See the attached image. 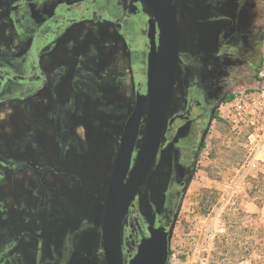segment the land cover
<instances>
[{
	"label": "rangeland",
	"instance_id": "374dc122",
	"mask_svg": "<svg viewBox=\"0 0 264 264\" xmlns=\"http://www.w3.org/2000/svg\"><path fill=\"white\" fill-rule=\"evenodd\" d=\"M12 1L0 0V35L5 34L1 27L7 26L5 19L8 20L4 8ZM173 1L181 57L164 147L125 221L123 244L130 237L134 215L154 223L155 216L163 217L168 208L169 215L163 218L172 230L168 264H252L251 260L262 264L264 207L257 205L253 180L260 182L264 176V20L262 26L260 17L253 13L252 45L260 49L258 55L250 54L249 60L241 62L227 58L222 61L217 55L220 51L214 21L218 2ZM129 4L132 14L139 17L141 41L135 49L139 57L134 67H125L121 75L110 72L108 85H101L100 95L89 92L77 100L69 99L66 95L71 92V84L63 83L59 92L64 89L65 97L59 94L53 99L45 93L25 104L14 102L0 110V133L8 139L23 131L25 123L44 127L55 122V140L60 142H55V167L58 174L66 175L55 174V233L59 231V245L64 247L66 238L72 237L65 264H107L102 223L119 137L135 108L136 92L147 93L148 16L140 0H130ZM61 31L59 39L63 44L56 59L61 64L60 75L69 83L74 75L71 66L88 49L87 36L91 34L84 24L67 25ZM96 38L98 42L99 35ZM259 59L263 67L257 74L255 65ZM108 60L110 56L106 55L100 63L106 66ZM47 62L45 71L51 76L55 68L47 66ZM230 96L234 100L225 102ZM200 103L206 113L198 108ZM189 113H193V120L168 137V126L178 115ZM15 139L20 144V137ZM68 149L73 157L66 155ZM5 172L0 202L7 204L10 199V203H16L9 198L10 190L24 176L14 179V174ZM71 176H77V180ZM10 177L14 180L10 181ZM28 179L33 189V178ZM57 220L61 226H56ZM8 225L9 221L0 217V236H10ZM3 240L0 237V244ZM55 256V264L64 263V253L57 250Z\"/></svg>",
	"mask_w": 264,
	"mask_h": 264
},
{
	"label": "flooded vegetation",
	"instance_id": "af4514ba",
	"mask_svg": "<svg viewBox=\"0 0 264 264\" xmlns=\"http://www.w3.org/2000/svg\"><path fill=\"white\" fill-rule=\"evenodd\" d=\"M216 1L218 3L215 6L214 21L217 23L216 39L218 50L221 52H217L219 59L224 61L227 58L230 62L231 60L241 62L244 59L249 60L250 54L258 55L260 49L252 45V30L255 26L252 23V16L253 13L259 16L260 24L263 26L264 0ZM129 2L130 0H114V2L110 0H14L8 3L4 8L8 14V20L5 19L7 26L1 27L5 34L0 35V110L14 102L25 104L42 97L45 93L50 94V98L53 99L59 94L65 97L67 92L64 89L59 92V89L61 90L59 85L63 83L71 84V92L66 95L69 99L77 100L80 95L82 97L89 92L100 95L101 85H108L110 72L121 75L125 67L130 68L132 65L134 67L137 63L136 58L139 57V52L135 49L139 47L141 41L137 30L140 23L138 15L132 14L134 10ZM2 7L0 3V14L3 13ZM142 11H144L143 7ZM151 17L148 16L146 21L148 29L145 33L148 45L147 77L150 53L148 30ZM71 24H84L91 35L87 36L90 43L88 49L80 56L77 64L71 66L74 69V75H72V81L68 83L65 82V77L60 75L62 68L56 55L63 44V41L59 39L61 30ZM92 34L95 36L91 37ZM97 35H99L98 42ZM65 39L66 37L62 40ZM105 54L110 56L106 66L100 63ZM54 57L55 63H52ZM180 57L181 52L179 60ZM47 58H53L49 60L50 64ZM46 62L47 66L55 68L51 76L45 71ZM101 69L103 71H100ZM138 93L147 94L137 91L136 99ZM198 108L206 113L202 103ZM193 117V113L178 115L168 126V137L172 138L175 130L188 121H192ZM22 128L24 130L15 134L14 139H8L0 133V170H3L0 171V187L7 178L5 171L14 174V179H17L18 175L24 176L20 179V184L17 185L15 182L16 188L11 187L10 190L9 198L15 199L16 203H10L8 201L10 199H7V204L0 202V217L9 221L8 228L11 233L7 237L0 236L4 239L0 244V264H55L57 250L58 253L65 254L63 261L65 264L71 253L72 237L68 236L63 242L65 247L63 244L59 245L61 236L59 231L55 233V181L46 180L48 176L55 178V174H58L55 167V142L59 141L55 140V122L44 127L38 123L31 125L25 123ZM142 131L143 135L141 133L138 145L140 140L142 144L144 141V127ZM121 136L118 144H120ZM18 137H20V144H16L15 138ZM163 141L146 181L160 158L164 147ZM141 146L135 149L132 167ZM59 153L58 151V155ZM66 155L74 156L70 149L67 150ZM58 175L66 176L63 173ZM28 177L33 178V189L29 187ZM71 177L77 180V176ZM14 179L10 177V181ZM35 180L39 183H35ZM138 195L132 202L127 217L134 210ZM168 215L167 208V213L163 217L155 216L154 223L146 222L138 215H134L130 237L125 245L122 239L125 264H129L137 254L141 240L150 235V225L156 228L165 227L170 231V227L163 219ZM14 217H18L19 220ZM56 226H61L59 220L56 221Z\"/></svg>",
	"mask_w": 264,
	"mask_h": 264
},
{
	"label": "water",
	"instance_id": "95a60500",
	"mask_svg": "<svg viewBox=\"0 0 264 264\" xmlns=\"http://www.w3.org/2000/svg\"><path fill=\"white\" fill-rule=\"evenodd\" d=\"M145 1L153 13L148 30L147 94H137L136 105L125 124L110 177L102 223L107 264H125L122 252L124 222L159 153L179 69L180 34L174 1ZM143 123H146L144 141L132 167ZM171 231L150 225V235L141 240L137 254L129 264H168Z\"/></svg>",
	"mask_w": 264,
	"mask_h": 264
},
{
	"label": "trees",
	"instance_id": "16d2710c",
	"mask_svg": "<svg viewBox=\"0 0 264 264\" xmlns=\"http://www.w3.org/2000/svg\"><path fill=\"white\" fill-rule=\"evenodd\" d=\"M256 72L257 74L260 73L262 67H263V61L261 59H259L257 62H256ZM258 77V76H257ZM234 100V97L233 96H230L228 97L225 102H230ZM215 118H219L218 116H216ZM254 182V185H255V188L257 189V194H258V197H257V205L261 208V207H264V176L261 177V181L259 182L258 180L254 179L253 180ZM262 232H264V229L261 230ZM225 251H228V247ZM251 263L252 264H258L256 263V261L254 260H251ZM262 264H264V262H262Z\"/></svg>",
	"mask_w": 264,
	"mask_h": 264
},
{
	"label": "bare ground",
	"instance_id": "6f19581e",
	"mask_svg": "<svg viewBox=\"0 0 264 264\" xmlns=\"http://www.w3.org/2000/svg\"><path fill=\"white\" fill-rule=\"evenodd\" d=\"M142 7L144 9V12L146 15L148 16H153L152 10L150 9L149 5L147 4V2L145 0H140ZM177 12V11H176ZM177 22H178V18H177ZM179 26V25H178ZM181 43V40H180ZM143 132V131H142ZM143 135V133H142ZM142 145V140L139 141V147Z\"/></svg>",
	"mask_w": 264,
	"mask_h": 264
},
{
	"label": "crops",
	"instance_id": "0c3cea01",
	"mask_svg": "<svg viewBox=\"0 0 264 264\" xmlns=\"http://www.w3.org/2000/svg\"><path fill=\"white\" fill-rule=\"evenodd\" d=\"M46 180L47 181H50V180H54L55 181V178H53L52 176H48Z\"/></svg>",
	"mask_w": 264,
	"mask_h": 264
}]
</instances>
